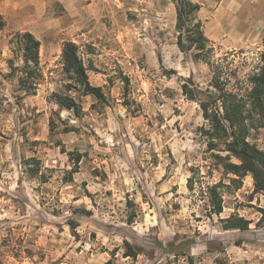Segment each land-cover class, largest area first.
<instances>
[{
  "label": "rangeland",
  "instance_id": "374dc122",
  "mask_svg": "<svg viewBox=\"0 0 264 264\" xmlns=\"http://www.w3.org/2000/svg\"><path fill=\"white\" fill-rule=\"evenodd\" d=\"M192 1L202 7L212 68L179 49L173 0L0 2V264H264V192H254L250 174L232 183L228 161L216 156L228 155L224 140L204 134L210 125L199 100L182 88L203 100L216 94V78L245 91L264 51V0ZM43 4L62 37L51 40L35 24L43 42L33 95L19 85L15 37L27 30L14 12ZM66 41L79 46L104 101L65 88ZM53 93L74 97L81 114L59 107ZM248 140L264 150V127L250 129ZM215 184L220 215L208 195ZM232 215L251 221L249 229L224 230ZM126 243L137 257L125 256Z\"/></svg>",
  "mask_w": 264,
  "mask_h": 264
},
{
  "label": "trees",
  "instance_id": "16d2710c",
  "mask_svg": "<svg viewBox=\"0 0 264 264\" xmlns=\"http://www.w3.org/2000/svg\"><path fill=\"white\" fill-rule=\"evenodd\" d=\"M2 0H0L1 2ZM176 11V29L178 32V47L182 52L194 50V58L197 61H204L211 68L213 65V51L210 41L204 33L203 23L198 18L201 5L192 0H173ZM6 23L0 13V30L4 29ZM16 45L22 54L23 67L20 68L21 76L19 85L22 90L29 94H35L38 89V81L42 73L40 68V49L41 42L30 32L19 33L16 35ZM62 65L64 74L71 81L65 85L67 91L72 89L81 92L82 95L95 96L99 101L105 100V94L101 87L93 86L89 81L88 68L85 66L81 57L79 46L72 42L66 41L62 47ZM13 67L12 61H10ZM258 70L247 78L248 87L243 93L234 92L221 86L215 78L213 87L216 94H209L205 99H198V91L185 83L182 85L183 94L191 101L199 100L203 117L209 122L210 128L204 130V134L213 140L214 138L224 140L223 151L227 152L226 157L216 155L223 162L225 171L233 174L237 178L231 179L232 183H239L241 179L250 174L254 180V192H264V150L259 149L256 145L248 140L250 129L264 127V51L260 55V65ZM51 101L59 107L75 112L80 115L82 112L81 105L70 95L53 93ZM54 129V121L51 120V130ZM68 131V130H66ZM211 146L212 143H211ZM214 148V147H213ZM231 157L236 158L239 163L230 161ZM36 159H31L35 161ZM70 172L72 181L73 174L78 172V164ZM35 174H37L35 172ZM33 177L37 175H32ZM219 184L208 187L209 200L213 206V212L220 215L223 212V198L219 191ZM192 189V185H189ZM131 204V203H130ZM261 222H264V208ZM136 213L129 217V223H133ZM224 230H247L251 221L232 215L229 218L222 219ZM70 228L75 236L77 225L70 224ZM239 244V243H238ZM126 257H137L138 253L129 243H126ZM190 263L193 264V258L190 257ZM221 264L222 261H217Z\"/></svg>",
  "mask_w": 264,
  "mask_h": 264
},
{
  "label": "crops",
  "instance_id": "0c3cea01",
  "mask_svg": "<svg viewBox=\"0 0 264 264\" xmlns=\"http://www.w3.org/2000/svg\"><path fill=\"white\" fill-rule=\"evenodd\" d=\"M43 5H39L38 8H34L33 11H30V13L15 11L14 15L17 17L18 21H20L19 27L25 28L27 32L32 33L36 37L39 33L35 31V24L38 23V25L43 27L45 35L50 36L51 40L61 39V29L57 28L61 27V21L45 16L46 5ZM37 37L36 38L39 41L43 42L42 38L40 39L41 34ZM59 51L62 52V49L60 48ZM42 62L47 63L48 60L46 61L42 59Z\"/></svg>",
  "mask_w": 264,
  "mask_h": 264
}]
</instances>
